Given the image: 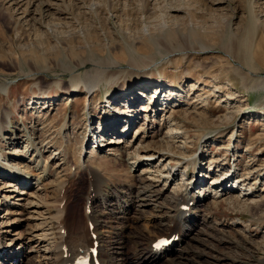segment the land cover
Instances as JSON below:
<instances>
[{"label":"rangeland","instance_id":"1","mask_svg":"<svg viewBox=\"0 0 264 264\" xmlns=\"http://www.w3.org/2000/svg\"><path fill=\"white\" fill-rule=\"evenodd\" d=\"M241 63L257 76L241 70ZM109 72L118 73L110 78ZM96 74L101 83L85 95V81ZM141 78L145 85L137 84ZM81 81L78 90L65 92ZM0 83H6L0 86V119L8 114L2 135L23 133L17 145L0 140L1 158L12 164L37 163L26 169L31 185H20L6 205L3 195L10 192L0 193V223L6 222L0 227L9 228L0 242L17 251V259L8 264H49L42 246L39 250L31 238L38 220L30 219L18 205L23 200L16 198L18 191L38 183L46 202L42 210L55 213L53 205L60 202L66 224L57 217L54 221L71 225L72 238L76 232L98 233V246L108 253L100 256L103 264H129V256L140 253L145 258L138 264H148L149 257L151 264H175L170 260L173 252L151 258L149 238L159 231L152 223L158 222L157 214L174 209L178 192L188 186L197 194L210 176L228 165L238 166L235 178H242L232 194H250L217 199V205L211 197L200 199L194 208L190 203L192 218L184 223L189 231L172 247L175 254H184L182 264H264V0H0ZM154 87L159 92L156 112L151 108L155 101L147 107ZM105 97L111 98L108 107ZM128 116L133 120L126 134L116 135L130 146V158L122 160L123 144L120 150H105L97 125L107 140L122 130ZM111 121L115 129H105ZM166 131L178 136L163 142L159 134ZM29 138L36 146L44 145L40 156L34 150L24 156L10 151L23 149V139ZM228 144L233 152L225 148ZM156 152L166 155L158 169L171 174L175 168L176 180L163 194L146 191L135 199L146 180L141 168H155L141 157ZM213 155L223 166L216 164L209 172ZM127 160H135L131 169ZM83 162L92 173L78 169ZM199 164L206 168L200 170V187L187 184ZM177 182L174 192L171 187ZM126 200L133 205L118 213L117 206ZM89 204L90 217L84 213ZM93 220L97 227L91 234ZM128 221L134 222V234L126 232ZM164 223L160 232L166 234L169 223Z\"/></svg>","mask_w":264,"mask_h":264},{"label":"bare ground","instance_id":"2","mask_svg":"<svg viewBox=\"0 0 264 264\" xmlns=\"http://www.w3.org/2000/svg\"><path fill=\"white\" fill-rule=\"evenodd\" d=\"M201 49H206V47H202ZM241 64H242V67H243V68L239 67L241 70L245 71L247 74H250L252 76L253 75L257 76V72L256 71L251 69L249 66L244 65L243 63H241ZM117 73L118 72H113V73L109 72L108 73V77L111 78L114 75H116ZM147 73L148 72H146L144 70H142V72H141L142 75H147ZM99 79L101 81V76L96 74L93 77V79L89 78L88 80L85 81L87 83V84L85 83V89H86V94L85 95H87V92L90 89H92L93 87L95 88V86L97 87V83L100 82V81H98ZM139 81L140 82L137 83L138 85H142V84L145 85L144 82L147 81V80H145V78H141V79H139ZM5 84L6 83H3V84L0 83V86L4 87ZM82 84H83V81H81L80 83H76L75 85H71L70 87H72V88L66 89L65 92L68 93V94H71L72 92L78 90L79 87ZM154 88H155L154 93H152L151 96L149 97V99H148L149 102L147 101V103H148L147 107H149V105H150L152 100L155 101V104H154L155 106L153 105V107H151V108H154V111L156 112V109H155L156 106H160V105L157 104L158 103V99L156 98V95H157V92H158L157 91L158 88H156V87H154ZM169 94L173 95V97H174V95H176V93H174L172 90L169 91ZM111 97H113V96L111 95ZM173 97H171L170 100L174 99ZM37 98L38 99H42L44 97L43 96H39ZM105 98H106L105 102H107V105H106V103H105V105L108 107L109 104H110L109 99H111V98H109V97H105ZM155 99H157V100H155ZM151 108H149V109L146 108V110H150ZM114 110H115V108H114ZM130 113H132V112H130ZM165 113L163 114L164 116L166 115ZM130 116H128V119L130 118ZM164 116L161 117V120L164 119V118L166 119V116L165 117ZM153 117H154V115H153ZM169 117H172V115L170 114ZM132 120H133V118H132ZM111 122L108 123L109 125H108V127H105V129H107V128H112V130L115 129V128H113L114 127L113 126V122L112 123ZM125 122L122 124L123 128H124ZM7 123H8V114L6 112H4L3 113V118L0 119V140H5V141L9 140L10 141V142H8L9 144H16L17 145L18 143H20V140L23 138V133L20 134L21 133L20 132L18 135L17 134L16 135L12 134L11 137H9V138L6 137V136H3L2 134L4 133V131H6L5 129L7 127ZM173 124H175V123H173ZM97 128H99L98 132H100V134H101L102 131H105V130H103V128H101V130H100L99 125H97ZM172 129H170V131H173ZM120 132H122V130L119 131V133ZM179 132H181V131L178 130L177 133H179ZM135 134H136V132H135ZM159 135H160L159 139H161V141H163V142L166 141V142H169V143H171L170 139L173 140V138H176L178 136V134L176 135V133H171V132H168V131L163 132V133H161ZM122 136H116V137H112L111 136V137H109L106 140V139H104L102 137V134L99 135L100 140L105 141V144H104L105 150L107 149V151H109V152H113L110 149H116V150L119 149L120 150L119 147H121L122 144H123L124 149L122 148L123 150H120L121 151V155L120 156H121V159L123 160L124 158H130L129 152H131V151L128 150L130 148V146L126 147V145H128V144L125 143V139L126 138H121ZM205 136H206V134H205ZM205 136H203V138H205ZM23 141L25 142L24 145H23V149L16 150V148H12L10 151H12L13 153L18 151V152H20V154L22 156H24V155H27L30 151L34 150V152H32V153L35 156H40L42 154V152L45 150V148L41 149V147H43L44 145H40L41 147L36 146V144H38V142H35L34 138L30 139V142L28 140H26V139L25 140L23 139ZM27 141H28V143H27ZM229 144L225 148L227 150L231 149V151L233 152L234 148L230 147ZM102 145H103V143L101 144V146ZM156 153L157 154L152 153V154H149L147 156L141 157L142 159H147V161L149 160V162L151 164L155 163L154 164L155 168L154 169H151V168H148V167H142L141 168V170H140L141 172L140 173H143V174L145 173L144 174L145 175L144 179H146V180L143 183V185L140 187V189L138 188L139 191L136 193L137 197H135V199H138L140 195L142 196V192H146V191H149L150 194H152V192H157V191L159 193L163 194L165 188L168 187V184H170L173 180H176V177H177L178 174L175 173V170H174L175 168L172 169V173L171 174H170V171L167 172V170H166V172L163 173V172H161L162 171L161 169H158L157 166L159 164H161L165 160V156L166 155H165L164 152H156ZM93 154L95 155V150H93ZM21 155L16 156V157H20ZM134 155H135L134 157H138L139 158L138 155H136V154H134ZM1 157H2V155L0 154V193L3 192V191L10 192L7 195H3V199H4L5 202H3L2 205H4V204L6 205V203L9 202L8 198H11L13 196L12 195L13 192H15V191L17 192V190H18L20 185L21 186L25 185V187L31 185L30 184V179L32 178V176L29 175L30 174L28 172L29 170L27 171L26 169L28 167H34V168L37 167L36 166L37 163H35L32 166H30V164H27V163H18V161L15 162L14 164H12L10 162H6L5 160H3L5 158L2 157L3 158L2 159ZM195 157H197V156H195ZM195 157H194V159H196ZM217 158H218V156H215V155L209 157V160H208V163H207V169H209V172H213V170L214 171L216 170V166H215L216 164L215 163L217 162ZM32 159L33 158H30V160H32ZM127 162L130 163V169H131L132 166L135 163V160H131V161L127 160ZM18 165H20V167L22 166V168L17 167ZM175 165H180V162L176 161ZM221 166H223V165H221ZM6 167H8V168H6ZM237 167L238 166L234 165L233 168L231 169V171H228L229 169L227 170V169L224 168V170H221L218 174H213L212 176H210V178L208 179L209 183L206 182L203 185V187H201L202 189H200V192H198L197 194L194 192L193 189L188 191L187 190L188 186H187V188L184 191L178 192L177 195L175 196V199H174V202H175L174 204L175 205H174V207H171V208H174V209L169 210L167 212L165 211V214H163V213L157 214L158 216H157L156 220H158V222H154L152 224H153L154 227L157 226V228H159L158 229L159 231H156L157 235L155 236L154 239L149 238L150 241H149V245H148L150 253H151L150 254L151 258L158 259L162 255L171 254V252H173L172 256L170 257V260H171L172 263H175V264L181 263L180 259H183L184 261L186 260L184 254H181V252H178L177 254H175L176 250H175V248L172 247L174 242H172L169 247L164 248L162 250H159V249H157L155 247H152L151 246V242L153 240H155L157 237H160V236L169 237V236H171L173 234V235H177V237H178L177 244H178L180 239L185 237V235H187L186 234L187 231H189V228H190L189 225L185 226L184 223L192 218V216H190V214H192L191 209L196 207L195 205H196V203L198 201H200V199H203V198H206V197H211L212 200L211 199L210 200L213 202L214 205H217V203H218L217 199H220V200L223 199L224 200L225 198L227 199V198H231V197H234V196L236 198L240 197L239 199H241L242 197L245 199L246 198L245 196L250 194L246 190H244V192H241L242 191L241 190L239 193L232 194V191H233L232 188L235 186L234 183L242 181V178H238V177L235 178L236 171L238 169ZM6 169H9V170H6ZM78 169H80L82 171H86L89 174L92 173L90 167H88L86 162L81 163V165L78 167ZM162 169H165V167L163 166ZM201 169H203V170L205 169L206 170L205 167L200 166V164H199L198 169L194 171L193 176L191 177V179H189V181H187V184H192V183L197 184L200 181V177L201 178L203 177V180H204V176L202 175V173L200 174V170ZM219 170H217V171H219ZM153 171H156V173L154 174ZM245 173L246 174H244V177H249L248 176L249 172H245ZM227 174L229 175L228 178L226 177V179L221 183V180L223 179L224 176H227ZM259 174H263V173L261 172ZM206 175H208V174H206ZM4 177H6L7 179H4ZM243 179H246V178H243ZM37 182H38V178H37ZM199 183L201 184V182H199ZM199 183H198V185H199ZM177 184H179V182H177L175 185H173L171 187V188H173V191H174V189H177L176 188ZM199 187H200V185H199ZM249 187L250 186H248L247 189H249ZM40 189H41V186L38 183L35 187H31V188H28V189L23 188L21 190L19 189L20 190V191H18L19 195L16 196L17 199L23 200L22 203H19V204L17 203V204L21 205L24 209H26L28 211V213L30 214L29 218L30 219H35L36 221L38 220L37 223H35V226L33 225L34 229L31 232V235H32L31 238L34 239L33 241L36 242V246H37V248L39 250L41 249V246H42L41 250H43V252H44L43 254H46V256H44V257H46L48 259L49 264H72V261H73L74 257L79 255V254H84L87 251L88 247L91 246L92 241H96L97 243L99 242L98 241V239H99L98 238V233L97 234H93L92 236L91 235L88 236L87 234H86V236H84V235H79V233L76 232V236L72 238V236L70 235V232H71L70 231V226L71 225L67 226L68 229L66 227H63L64 228V230H63L61 228L62 231L59 232L58 231V226H59L60 221H54V218L56 219V217H57L60 220H62L63 223L66 222V221L64 222V218L62 217V210H63L64 207L60 208V206H59L60 202H58V203L53 205L55 207V213H50L48 211L42 210V208L46 209V202L43 201L44 199L42 200L40 198V195L38 193V191ZM174 195L175 194H173L172 196H174ZM145 196H146V194L144 193L142 199ZM169 201H171V199ZM0 202H1V200H0ZM192 202H193V206L191 208L190 207V203H192ZM101 203H103V200H101ZM132 203H133V201H131V200H126L122 205L119 203V205L117 206L116 211L117 212L118 211L119 212H125V210H127L128 206H132L133 205ZM145 203H147V201ZM90 204L88 206V209H89L88 217H90V212L92 213V208H91ZM138 205H140V204L138 203ZM158 207L159 206L157 204L153 205V208H158ZM45 212L48 213V214L45 215ZM5 213H9V212L6 211ZM2 217H5V216H2ZM93 219H94V216H93ZM164 221H167L169 223V227L166 228L167 231L165 230L166 234H164L165 233L164 231L160 232ZM95 222L93 220L92 224H90L91 234L96 232L95 230H96L97 224ZM1 223L5 224L6 222L2 220ZM1 223H0V225L2 226L3 224H1ZM61 224L62 223H60V225ZM127 225L128 226H127L126 232L130 233V234H134L133 231L132 232L130 231L131 228L134 225V222L132 223L131 221H128ZM170 225H172V226H170ZM82 226H84V225H82ZM86 228H83V229H85V231H86ZM175 228L178 231H176ZM37 229H40V230H43V231L41 233H39V235H38V234H36ZM71 230H72V228H71ZM87 230H88V228H87ZM3 232H7L8 233L9 232V228L3 229V227H0V235H2ZM84 232H83V234H84ZM88 232H89V230H88ZM89 234H90V232H89ZM49 235H51L50 237L53 238L52 239L53 242L49 241V237H48ZM135 236H138V235H135ZM0 239H1V236H0ZM8 240L11 241L9 238H8ZM133 242L135 243V240H133ZM1 247L2 246H0V259H1L0 264H8L9 260H12L13 258L17 259V251L15 250L16 248H14L13 250L6 249L4 251H1ZM66 248H67L69 253L66 252V255H65V249ZM70 250H72L73 252H70ZM99 251H100L101 257H105L106 255H108V253H105L103 251L102 247H99ZM67 254H69V256H71L70 257L71 259L69 258L71 261H69V259H68L69 256ZM143 258H145V257L141 253L140 254H132V256H129V259H128L129 261L128 262H129V264H138L139 262H143L144 261ZM148 259H149V260H147L148 264H151V263L154 262V261L153 262L151 261L150 257ZM99 264H103L102 261H99ZM183 264H188V263H183Z\"/></svg>","mask_w":264,"mask_h":264}]
</instances>
